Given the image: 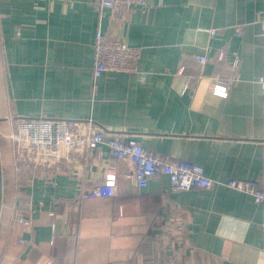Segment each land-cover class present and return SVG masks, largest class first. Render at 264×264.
Wrapping results in <instances>:
<instances>
[{"label":"crops","instance_id":"obj_1","mask_svg":"<svg viewBox=\"0 0 264 264\" xmlns=\"http://www.w3.org/2000/svg\"><path fill=\"white\" fill-rule=\"evenodd\" d=\"M92 1L0 0V264H264V200L225 184L264 188V0H152L124 19ZM98 30L141 49L138 72L94 77ZM26 118H92L215 184L140 188L105 145L64 170H18L9 135ZM108 167L113 196L77 197Z\"/></svg>","mask_w":264,"mask_h":264},{"label":"built area","instance_id":"obj_2","mask_svg":"<svg viewBox=\"0 0 264 264\" xmlns=\"http://www.w3.org/2000/svg\"><path fill=\"white\" fill-rule=\"evenodd\" d=\"M92 4L95 10L111 8L116 16L124 19L130 9L151 7L152 0H93ZM262 24L264 27V19ZM237 30L241 32V27L238 26ZM140 55L139 47L98 30L94 42L93 75L98 78L107 71L136 73ZM197 59L202 63L208 60L203 54L197 56ZM239 64L237 57L235 66L238 68ZM259 82L264 90V75L260 77ZM212 91L219 95L228 94L227 87L217 83L212 85ZM14 121L15 128L10 133L9 139L18 170L42 168L50 172L64 170L66 166H70L77 153H83L86 158L97 152L102 156L105 153L102 146L105 145L109 154L115 159L128 162L129 173L140 188L147 186L149 179L157 175L167 176L173 190L209 189L215 184V180L206 174L202 165L186 159L167 160L150 152L131 135L105 132L95 126L92 118L85 121L49 118H26ZM116 182V168L108 167L101 183L78 192L77 197L113 196ZM225 184L252 195L257 203L264 200V188L256 182L230 178ZM14 216L16 221L24 225L30 224V220L19 208L15 209ZM19 242L28 243L24 238H20Z\"/></svg>","mask_w":264,"mask_h":264},{"label":"water","instance_id":"obj_3","mask_svg":"<svg viewBox=\"0 0 264 264\" xmlns=\"http://www.w3.org/2000/svg\"><path fill=\"white\" fill-rule=\"evenodd\" d=\"M2 205V165H1V156H0V211Z\"/></svg>","mask_w":264,"mask_h":264}]
</instances>
